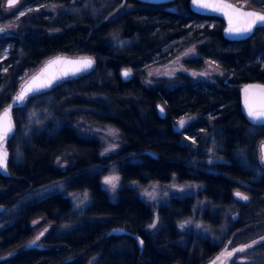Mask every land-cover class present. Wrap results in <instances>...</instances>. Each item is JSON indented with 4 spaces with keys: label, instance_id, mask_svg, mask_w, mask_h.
<instances>
[{
    "label": "trees",
    "instance_id": "obj_1",
    "mask_svg": "<svg viewBox=\"0 0 264 264\" xmlns=\"http://www.w3.org/2000/svg\"><path fill=\"white\" fill-rule=\"evenodd\" d=\"M233 1L264 11V0ZM50 5L59 9L46 12ZM20 6L23 15L8 11L0 0V26L8 21L22 25L0 35V109L13 100L23 79L51 56L84 54L93 57L95 65L88 73L28 96L12 110L9 176L0 174V264H203L229 235L234 234V242L249 236L233 229L244 216H260L259 209L248 208L242 215V204L233 194L241 182L251 185L252 195L264 188L257 179L264 125L245 119L239 88L264 83V28L255 29L248 39L228 41L221 34L223 22L191 13L188 0L167 5L104 0L98 12L93 0H20ZM197 41L202 43L196 56L185 66L216 64L221 76L213 82L177 76L145 86L137 78L151 64ZM122 68L133 75L124 80ZM93 94L99 99L89 98ZM76 118L116 128L119 150L100 157L97 141L76 133ZM63 153L70 154L69 164L60 169L52 161ZM210 157L215 158L212 163L207 162ZM109 166L121 183L113 199L101 184ZM173 176L201 189L158 206V226L147 230L151 207L127 184L167 183ZM52 183H59L63 192L37 195ZM68 192L86 194L81 211L73 210L64 196ZM199 202L205 205L202 223L213 230L228 221L225 212L237 214L226 235L214 230L204 236L178 227ZM37 217L54 227L40 248H26L30 240L37 241L31 227ZM112 228L140 236L142 249L129 234L108 235ZM18 247L21 251L14 252Z\"/></svg>",
    "mask_w": 264,
    "mask_h": 264
},
{
    "label": "rangeland",
    "instance_id": "obj_2",
    "mask_svg": "<svg viewBox=\"0 0 264 264\" xmlns=\"http://www.w3.org/2000/svg\"><path fill=\"white\" fill-rule=\"evenodd\" d=\"M5 1L6 0H2V5L8 11L16 10L22 13L23 7L20 6V0H18V2L12 7H6ZM103 2L104 0H93L95 6L94 7L95 12H98L101 9ZM119 8H121V5H119L113 11H111V13H109L108 15L114 14L115 11ZM58 9L59 7L57 5L54 6L50 5L46 7L45 11L55 13ZM21 27L22 25L18 21L15 22L8 21L0 26V35H9L17 31V29ZM116 43L120 44L121 42L117 41ZM201 43L202 42L197 41L183 46L177 52H175L171 57H164L163 61L161 59L159 63L151 64L147 68L143 69V73L137 75V78L145 86H152L153 84L161 80H171L172 78H175L177 76L187 77L192 80H197L202 82H213L216 77L221 76V73L219 72V69L216 66V64L209 61H203V65H201L197 69H189L185 66L186 60L196 56L197 48L199 45H201ZM64 55L82 56L84 54L81 55L64 54ZM130 74L133 75L132 72H130ZM89 98L99 99V96L93 94L90 95ZM71 110H72L71 108H66L65 112H70ZM72 125L75 127L76 133L78 135L83 137L93 138L97 141L100 148L99 151L100 157L110 156L112 154H115L119 150L121 144V138L116 128L108 125H102V126L93 125L81 118L74 119ZM260 142H264V140H261ZM69 157H70L69 153L59 154L53 158L52 163L57 168L65 169L69 164ZM214 160L215 158L213 159V157H210L207 160V162L212 163ZM112 177L116 178L113 181L115 185L114 187L112 184L105 183L106 178H112ZM101 184H102V188L105 189V191H107L108 194L110 195L111 199H113V194L121 185L119 175L116 173L113 166H109L107 172L101 178ZM127 185L133 188L136 191L138 197L151 207L152 219L149 225L146 227L147 230H155L158 226V217H157L158 206L166 204L171 197H184L187 195H194L198 190L201 189L200 185L192 182L179 183L176 181L174 176L167 183L149 182L146 184H140L136 181H133L128 183ZM53 192H63V189L61 188L59 183H52L48 186H45L44 188L39 189L37 191V195L43 196ZM64 196L70 199L72 208L75 212L81 211L88 202V198L84 192H76V193L68 192V193H64ZM204 206L205 205L201 204L200 202L195 203L192 213L189 215V217L180 221L177 224L178 227L181 228L182 230H193L194 233L201 234L204 236L205 235L212 236V233H214L215 230L217 231L219 236H223L225 234V229L228 221L225 220L223 227L222 225H220L219 228H215L214 230L213 228L206 226L204 223H202L201 220L202 211L205 208ZM32 221L33 222H31V227L34 230V234L32 237H34L35 235L37 237V235L43 233V235H40V239L35 242V246L43 245L42 239L46 236L49 230L53 229L54 225L51 222L44 221L42 217H37ZM153 224L155 226L150 227V225ZM259 227H262V230H248L247 232L250 235L244 239L252 240L264 234V230H263L264 223ZM13 251L14 252L21 251V247H18Z\"/></svg>",
    "mask_w": 264,
    "mask_h": 264
},
{
    "label": "water",
    "instance_id": "obj_3",
    "mask_svg": "<svg viewBox=\"0 0 264 264\" xmlns=\"http://www.w3.org/2000/svg\"><path fill=\"white\" fill-rule=\"evenodd\" d=\"M137 2H140V3H145V4H151V5H164V4H169V3H172L174 0H136ZM18 2V0H16V3ZM209 2H221V3H224V4H229V5H232L234 8H236L237 10L239 11H243V12H255V13H259V14H264V11H261V10H258V9H255V8H252V7H248L245 3L243 2H235V1H232V0H209ZM15 3V4H16ZM14 4V5H15ZM5 6L8 7V4H7V0L5 1ZM188 8L190 10L191 13L195 14V15H200V16H206V17H216L218 19H220L222 22H223V26H222V30H221V34H222V37L228 41H242V40H245V39H248L252 34L253 32L255 31V29L257 28H264V26H254L253 27V30L250 32V33H247V34H236V33H229L228 31H226L228 28H229V19L228 17L224 14L225 11L227 10H221V11H212L211 9H207V8H200L198 7L197 5H195L193 3V0H188ZM236 24V20H235V17H234V20H233V25L235 26ZM56 58H60L62 60H69V61H75V60H79V59H82V58H90L91 61H92V64L90 67L86 68V69H83L79 72H76L74 75L72 74H69L67 76H63L61 75L60 76V79L56 80L55 83L52 84L51 87H48V88H42L38 91H34L30 94H28L26 96V98L28 96H32V95H35L37 93H40V92H43V91H47L49 90L50 88H52L54 85H56L57 83H59L60 81L62 80H65V79H68V78H72V77H75V76H78V75H81V74H84L88 71H90L94 65H95V60L93 57L91 56H88V55H82V56H68V55H64V54H57V55H54V56H51L47 59H45L44 61H42L28 76H26L23 81L20 83V85L18 86V89L14 95V98L17 96V94L20 92L22 86L26 85L27 82H29L31 80V78L33 76H36L37 74H39L41 72L42 69L45 68L46 64L49 62V61H52ZM68 67H71V66H67V65H63V64H58V65H53L51 66L49 69H48V72L46 73V75L48 74H51V73H55L57 75H60L62 69L64 68H68ZM127 71L129 74L127 76H125L123 73ZM121 75H122V78L124 80H127L129 77H130V72L128 71V69L126 68H122L121 69ZM246 86H264V83H260V82H248V83H245L243 85L240 86L239 88V100H240V109H241V112L243 114V116L245 117V119L252 125H264V123H261V122H257V121H252L248 114H247V109L245 108V93H244V89ZM256 95V89L253 88L250 90L249 92V96L250 98L254 97ZM14 98L13 100L7 104L6 106H4L1 110H0V113H3L5 109H8L9 108V105H12L11 109H10V114H11V120H12V127H13V130H12V133L10 134V136L3 142V149L7 151V161H8V157H9V151L7 149V142L9 140V138L12 136L13 132H14V129H15V125H14V120H13V116H12V110L15 108V107H18V106H22L24 101L22 103H19V104H14ZM162 107L160 105H157V110H158V113L161 117H163L164 115V111H161ZM163 110V109H162ZM262 146H264V142H261L259 143V160L262 164H264V162H262L261 160V149H262ZM7 161H6V168H0V174L2 176H9V173H8V170H7ZM237 194V193H235ZM237 196V195H236ZM3 207L0 206V211H2ZM108 235L110 234H129L131 235L135 240H136V243L138 245V247L140 249H142L143 247V243H141V241H143L141 239L140 236L138 235H135V234H132L130 232H128L127 230L123 229V228H112L111 230L108 231L107 233ZM35 241V240H30L25 246L26 248H30L32 246L35 245V243L33 244L32 242ZM264 241V234L248 241L247 243L245 244H242V245H238L236 247H234L233 249L229 250V251H226L228 245L230 242H228L225 247L220 250L216 255H214L208 262H206L205 264H226L228 263V261L231 259L232 255L229 256L228 253H235L237 251V249H241V248H246V247H253L255 246L256 244H259L261 242ZM37 247H41L40 245H36Z\"/></svg>",
    "mask_w": 264,
    "mask_h": 264
},
{
    "label": "snow or ice",
    "instance_id": "obj_4",
    "mask_svg": "<svg viewBox=\"0 0 264 264\" xmlns=\"http://www.w3.org/2000/svg\"><path fill=\"white\" fill-rule=\"evenodd\" d=\"M16 3V0H7L8 7H12ZM193 3L200 8L211 9L212 11H221L227 10L224 14L229 19V28L226 30L229 33L236 34H247L253 30L254 26H264V14H259L255 12H243L234 8L232 5L224 4L221 2H209V0H193ZM24 13H21L23 15ZM236 20L235 26L233 25V20ZM63 64L67 66H71L68 68L62 69L60 75L55 73H51L46 75L48 69L53 65ZM92 61L90 58H82L75 61L62 60L60 58H56L52 61H49L45 68L41 70L39 74L33 76L26 85L22 86L20 92L14 98V104H19L24 101L26 96L34 91H38L42 88L51 87L56 80L60 79V76H67L69 74L74 75L76 72H79L83 69L90 67ZM127 76L129 73L125 71L123 73ZM256 89V95L252 98L249 96V92L251 89ZM245 93V108L247 109V114L252 121H257L264 123V86H246L244 89ZM12 105H9L8 109H5L3 113H0V168H6L7 161V151L3 149V142L10 136L12 133V120L10 109ZM161 111H163L161 109ZM181 126L184 124V121L181 120L179 122ZM261 160L264 162V146L261 149ZM115 177L106 178L105 183L112 184L115 186L113 181ZM239 198L247 200L246 196H243L241 193L236 194ZM155 225H150V227H154ZM40 235H43L41 233ZM39 239V236L36 237ZM33 244L35 241L32 242ZM143 243V241H141ZM235 251H244L243 248L237 249ZM229 256L233 255V253H228ZM215 264V262H214Z\"/></svg>",
    "mask_w": 264,
    "mask_h": 264
},
{
    "label": "flooded vegetation",
    "instance_id": "obj_5",
    "mask_svg": "<svg viewBox=\"0 0 264 264\" xmlns=\"http://www.w3.org/2000/svg\"><path fill=\"white\" fill-rule=\"evenodd\" d=\"M164 5H167V4H164ZM259 157L260 155H259V148H258V165L260 169V174H259V178L257 179L259 181L258 183L260 184L259 186L264 187V177H263L264 164L260 162ZM250 186L251 185H249L246 182H241L238 188V191H236L237 193L241 192L243 196H246L248 198L247 200L239 198L238 196H236L235 193L233 194L234 197L242 204V208H243L242 215H244V213L248 211V208L255 207L256 210L259 209V211L257 210V212L260 216H257L254 219H249L248 217L244 216L242 217V221L239 227H235V228L233 227L234 228L233 230H238V232L240 231L242 233H248L247 232L248 230H262V227H259V226H261L264 223V188L262 189L260 187V189H258L257 191L255 189V191L259 193L252 195L250 192H252L254 189ZM224 214L228 215V223L225 229L226 230L225 235H226L228 233L227 230H230L231 221L233 219L234 220L237 219L238 216L236 213H231L230 211L225 212ZM202 215H203V212H202ZM202 215H201V218H202ZM233 240H234V234L226 237L224 241L222 242V244L218 246L217 251L203 264L208 262L214 255H216L220 250H222L228 242L230 243L226 251H229L238 245H242L250 241V239L249 240L242 239L236 242H234ZM243 249L244 251L235 252L232 255L231 259L226 264H264V241L259 244H256L255 246L251 248L246 247Z\"/></svg>",
    "mask_w": 264,
    "mask_h": 264
}]
</instances>
